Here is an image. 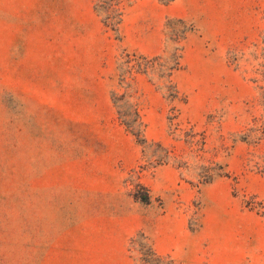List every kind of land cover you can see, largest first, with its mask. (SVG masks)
Wrapping results in <instances>:
<instances>
[{
    "label": "rangeland",
    "instance_id": "rangeland-1",
    "mask_svg": "<svg viewBox=\"0 0 264 264\" xmlns=\"http://www.w3.org/2000/svg\"><path fill=\"white\" fill-rule=\"evenodd\" d=\"M120 6L0 0V264H264V0Z\"/></svg>",
    "mask_w": 264,
    "mask_h": 264
},
{
    "label": "trees",
    "instance_id": "trees-1",
    "mask_svg": "<svg viewBox=\"0 0 264 264\" xmlns=\"http://www.w3.org/2000/svg\"><path fill=\"white\" fill-rule=\"evenodd\" d=\"M114 4L116 6L119 7V12L117 13L116 16V20L115 22L111 23L110 25H107L105 20L103 19V25L105 27H109V29L112 31V33L114 34V38L117 40H120V36L118 33V24L120 22L121 19V14H122V7L120 6V0H114ZM178 22L183 23L182 20L177 19ZM187 28H183L180 32V34H178L177 36H175V41L179 40L180 38L183 37L184 32L186 31ZM181 47V46H180ZM180 47H176V51H180ZM123 49V48H122ZM124 50V49H123ZM131 56H135L136 54L134 52L130 53ZM138 57L140 58H128V60L126 61V63H128L130 61V59H140L142 61H144V68H138L137 65L134 66V71L136 72H142L143 74H145L146 76H148V78L150 79V76L147 72V65H149V63L151 61H155L161 58H146V56L143 55H138ZM180 55L179 52L178 54H174V57L172 58V61L170 62V64H168V66L166 67L165 70V76L167 78V85L171 87V89H173V84H171L170 81V74L172 73L173 70H175L179 64H180ZM117 67V64H116ZM132 68V67H131ZM132 71L129 67V74H131ZM174 90V89H173ZM123 99V94H119L116 95L115 93L111 92V100L112 102L116 105L117 101H120ZM128 108H130L128 111L127 110H120L118 109V106H116V114L118 119L120 120V122L123 124L124 128L127 130V132L135 139V141L139 144V145H144L146 143V139L144 137V129H145V124L143 123V121L140 118V114L137 108V105L135 102H131L128 105ZM127 115L130 116V119L127 118ZM136 237H139L142 241V248H139V255L137 260H134L135 264H154L155 262L158 261H165L166 264H175L174 261L169 257V255H162V254H158L152 247V244L149 240V238L143 233L142 230L137 231L133 236L130 237L129 239V245H132L134 240L136 239Z\"/></svg>",
    "mask_w": 264,
    "mask_h": 264
},
{
    "label": "crops",
    "instance_id": "crops-1",
    "mask_svg": "<svg viewBox=\"0 0 264 264\" xmlns=\"http://www.w3.org/2000/svg\"><path fill=\"white\" fill-rule=\"evenodd\" d=\"M120 21H121V19H120ZM119 24H120V22H119ZM118 24V25H119ZM119 33V32H118ZM121 40V39H120ZM123 44L124 45H129L128 43H126V41H124L123 40ZM107 63H113V58H107ZM186 233V232H185ZM186 235H187V233H186ZM149 240H150V242H151V244H152V247H153V249L158 253V254H162V255H168L167 253H160V252H158L157 250H156V248L154 247V245H153V241L149 238ZM166 243V242H165ZM183 241H179V240H177V241H172V240H170V241H167V243L164 245V248H163V252H165V251H171L172 249H174V250H176L177 248H180L182 245H183ZM175 256L176 257H178V259L182 262V264H200V262H199V260H198V258L196 257V256H193V257H190L188 260H187V257H180L179 256V254H175ZM170 257V256H169ZM171 258V257H170ZM172 259V258H171ZM173 260V259H172ZM174 261V260H173ZM174 263H175V261H174ZM134 264V263H133ZM176 264V263H175Z\"/></svg>",
    "mask_w": 264,
    "mask_h": 264
}]
</instances>
